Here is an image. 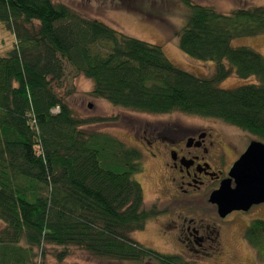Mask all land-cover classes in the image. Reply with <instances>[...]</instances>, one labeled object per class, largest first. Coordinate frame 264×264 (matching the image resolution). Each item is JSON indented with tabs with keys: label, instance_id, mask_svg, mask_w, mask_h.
I'll list each match as a JSON object with an SVG mask.
<instances>
[{
	"label": "trees",
	"instance_id": "obj_1",
	"mask_svg": "<svg viewBox=\"0 0 264 264\" xmlns=\"http://www.w3.org/2000/svg\"><path fill=\"white\" fill-rule=\"evenodd\" d=\"M190 15L179 50L215 65L197 78L174 66L160 46L125 36L54 0H0V22L15 37L0 58V264H42L45 248L57 262L69 249L112 262L188 264L132 239L157 216L144 208L142 155L116 138L84 127L103 119L74 116L60 95L68 66L91 81L90 96L114 108L152 116L180 113L216 119L264 144V58L233 48L264 36V7L227 15L212 6L176 0ZM256 84L222 90L230 78ZM56 110V113H54ZM243 239L264 264V222Z\"/></svg>",
	"mask_w": 264,
	"mask_h": 264
},
{
	"label": "rangeland",
	"instance_id": "obj_2",
	"mask_svg": "<svg viewBox=\"0 0 264 264\" xmlns=\"http://www.w3.org/2000/svg\"><path fill=\"white\" fill-rule=\"evenodd\" d=\"M190 1L199 6H212L222 15L249 6L264 7V0ZM54 2L87 19L100 21L127 37L160 46L174 66L197 78L210 77L214 72V63L196 61L179 50L178 34L190 13L176 0H54ZM14 44V34L0 22V58L6 57L13 50ZM231 45L233 48H250L264 58V36L237 39ZM254 84H256L254 78L243 81L231 76L222 82L219 88L230 90ZM91 91V81L74 77L72 70L67 66L60 95L69 93L66 102L74 116L80 119L104 120L102 123L84 127L83 130L108 134L126 146L137 149L142 155L143 172L136 175L134 180L141 186L144 208L149 210L155 207L157 216L148 222L141 232L132 234V239L157 253L181 256L182 261L188 264H263L244 241L243 233L253 221L264 222V204L254 206L246 213L232 214L221 220L216 210L207 204V195H181L169 180L167 182L164 179L168 174L163 158L158 155L162 153L164 157L161 141L166 131L177 127H193L211 133L214 140L223 144L228 164L237 160L236 157L251 142L258 140L216 119L191 117L180 113L161 116L131 113L114 108L105 101L94 99L90 96ZM152 146L160 149L154 150ZM152 154L157 156L153 157ZM179 215L217 230L218 234L211 237L212 241L203 254L195 253L196 247L193 249L184 242L181 243L184 237L173 231L174 222L178 220ZM59 251L57 248L46 247L42 264H133L98 260L74 248L69 249L67 258L57 262L55 252ZM144 264L156 263L147 260Z\"/></svg>",
	"mask_w": 264,
	"mask_h": 264
},
{
	"label": "flooded vegetation",
	"instance_id": "obj_3",
	"mask_svg": "<svg viewBox=\"0 0 264 264\" xmlns=\"http://www.w3.org/2000/svg\"><path fill=\"white\" fill-rule=\"evenodd\" d=\"M166 132L161 141L164 157L162 153L158 154L163 158L166 173L170 176H165L164 179L167 182L169 180L181 195H207V204L216 210V207L208 202L209 197L219 189L221 182L228 178L233 164L246 149L236 157L237 160L228 164L223 144L214 140L211 133L193 127L171 128ZM152 148L160 149L154 146ZM238 213L242 212H233L221 220ZM174 224L173 231L184 237V241L180 240L181 243L184 242L193 249L196 247L194 252L197 254H203L212 241L211 237L218 234L215 228L182 215L178 216Z\"/></svg>",
	"mask_w": 264,
	"mask_h": 264
},
{
	"label": "water",
	"instance_id": "obj_4",
	"mask_svg": "<svg viewBox=\"0 0 264 264\" xmlns=\"http://www.w3.org/2000/svg\"><path fill=\"white\" fill-rule=\"evenodd\" d=\"M220 219L264 204V144L251 142L208 201Z\"/></svg>",
	"mask_w": 264,
	"mask_h": 264
}]
</instances>
